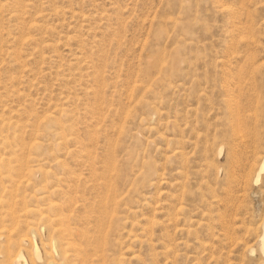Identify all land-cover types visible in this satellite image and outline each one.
I'll use <instances>...</instances> for the list:
<instances>
[{"label":"rangeland","instance_id":"obj_1","mask_svg":"<svg viewBox=\"0 0 264 264\" xmlns=\"http://www.w3.org/2000/svg\"><path fill=\"white\" fill-rule=\"evenodd\" d=\"M0 98V264H264V0H0Z\"/></svg>","mask_w":264,"mask_h":264},{"label":"bare ground","instance_id":"obj_2","mask_svg":"<svg viewBox=\"0 0 264 264\" xmlns=\"http://www.w3.org/2000/svg\"><path fill=\"white\" fill-rule=\"evenodd\" d=\"M1 95H2V94H1ZM3 96H4V95H3ZM1 98H2V97H1ZM1 98H0V100H1ZM66 101H67V100H66ZM66 101H65V102H66ZM1 102H2V101H1ZM62 103H63V102H62ZM62 103H61V104H62ZM3 105H4V103H3ZM63 105H64V103H63ZM29 106H30V105H29ZM2 107H4V106H2ZM55 107H56V105H55ZM58 108H61V109L64 111V108H63V107H58ZM54 109H55V108H54ZM11 110H12V109H11ZM23 110H24V109H23ZM25 110H26L25 112H26V114H27V112H28V111H27V108H26ZM58 110H59V109H58ZM15 111H16V110H15ZM20 111H21V110H20ZM31 112H33V111H31ZM31 112H30V113H31ZM56 112H57V111H56ZM59 112H60V111H59ZM22 113H23V111H22ZM30 113H29V114H30ZM0 114H1V113H0ZM14 114H15V113H14ZM26 114H25V115H26ZM33 114H34V113H33ZM60 114H61V112H60ZM64 114H65V112H64ZM66 114H67V113H66ZM3 115H4V114H2V116H3ZM20 115H21V113H20ZM25 115H24V116H25ZM51 115H52V114H51ZM10 116H11V114H10ZM12 116H13V115H12ZM26 116H27V115H26ZM29 116H30V115H29ZM29 116H28V118H30ZM47 116H48V114H47ZM60 116H61V115H60ZM3 117H4V116H3ZM38 117H39V116H38ZM50 117H51V116H50ZM53 117H54V115H53ZM15 118H16V116H15ZM17 118H18V117H17ZM28 118H24V119H25V120H28ZM46 118H47V117H46ZM33 119H34V118H33ZM48 119H49V118H48ZM50 119H51V118H50ZM13 120H16V119H13ZM19 120H20V119H19ZM35 120H36V119H35ZM37 120H38V119H37ZM54 120H55V118H54ZM54 120H53V121H54ZM4 121H5V120H4ZM6 121H7V120H6ZM8 121H9V120H8ZM32 121H34V120H32ZM38 121H39V120H38ZM38 121H37V123H39ZM51 121H52V119H51ZM13 122H14V121H13ZM13 122H12V123H13ZM18 122H19V121H18ZM27 122L29 123L30 121H27ZM56 122H57V121H56ZM32 123H33V122H32ZM37 123H36V124H37ZM5 124H6V122H5ZM10 124H11V122H10ZM10 124H9V125H10ZM20 124H21V123H20ZM24 124H25V123H24ZM24 124H22V125H24ZM30 124H31V123H30ZM34 124H35V123H33V126H36V124H35V125H34ZM39 124H40V123H39ZM15 125H16V124H15ZM0 126H1V125H0ZM19 126L22 127L21 125H19ZM26 126H27V125H26ZM31 126H32V125H30V127H31ZM33 126H32V128L34 129ZM3 127H4V125H3ZM20 127H19V128H20ZM22 128H23V127H22ZM26 128L28 129V127H26ZM36 128H39V126H37ZM4 129H6V128H4ZM13 129H14V127H13ZM15 129H16V127H15ZM30 129H31V128H30ZM7 130H8V129H7ZM24 130H25V129H24ZM36 130H37V129H36ZM36 130H35V131H36ZM1 131H2V130H1ZM5 131H6V130H5ZM18 131H20V130H18ZM26 131H27V130H26ZM26 131H24V132H26ZM28 131H29V130H28ZM37 131H38V130H37ZM6 132H7V131H6ZM38 132H39V131H38ZM0 133H1V132H0ZM7 133H8V132H7ZM10 134H11V133H10ZM21 134H22V131H21ZM28 134H29V133H28ZM35 134H36V132H35ZM13 135H15V134L13 133ZM16 135H17V133H16ZM37 135H38V134H37ZM29 136H30V135H29ZM4 137H5V136H4ZM20 137H21V136H19V138H20ZM33 137H34V132H33ZM8 138H9V136H8ZM11 138H12V137H11ZM16 138H17V136H16ZM34 138H35V137H34ZM5 139H6V137H5ZM30 139H31V138H30ZM35 139H36V138H35ZM7 140H8V139H7ZM7 140H6V141H7ZM36 140H37V139H36ZM11 141H13V140L11 139ZM17 141H19V140L16 139L15 142H17ZM29 141H30V140H29ZM0 142H1V141H0ZM19 142H20V141H19ZM27 142H28V141H27ZM31 142H32V141H31ZM31 142H30V143H31ZM11 143H12V142H11ZM17 143H18V142H17ZM20 143H21V142H20ZM20 143H19V144H20ZM28 143H29V142H28ZM38 143H39V141L36 142V144H38ZM14 144H15V143H14ZM19 144H18V145H19ZM0 145H1V144H0ZM5 145H6V143H5ZM18 145H17V148H19ZM1 146H2V145H1ZM7 146H8V145H7ZM7 146H5V148H6ZM10 146H11V145H10ZM14 146H15V145H14ZM33 146H36V145H34V143H33ZM33 146H32V147H33ZM39 146H40V145H39ZM24 147H25V144H24ZM26 147H27V146H26ZM29 147H30V144H29ZM8 148H9V147H8ZM13 148H14V147H13ZM2 149H3V147H2ZM36 149H37V148H36ZM8 150H9V149H8ZM10 150L13 151L12 149H10ZM10 150H9V151H10ZM18 150H19V149H18ZM18 150H17V152H18ZM22 150H24V149L22 148ZM25 150H26V149H25ZM32 150H34V149H32ZM26 151H27V150H26ZM26 151L23 153V155L26 154ZM29 151H30V150H29ZM7 152H8V151H7ZM7 152H6V153H7ZM27 152H28V151H27ZM0 153H1V151H0ZM2 153H3V152H2ZM20 153H22V152H20ZM33 153H34V152H33ZM15 154H16V153H15ZM2 155H3V154H2ZM7 155H8V153H7ZM13 155H14V152H13ZM27 155H28V153H27ZM18 156H19V153H18ZM25 156H26V155H25ZM34 156H35V155H34ZM34 156H32L31 158H33ZM36 156H37V155H36ZM0 157H1V156H0ZM2 157H3V156H2ZM2 157H1V159H2ZM4 157H5V155H4ZM4 157H3V158H4ZM11 157H12V156H11ZM14 157H15V155L13 156V158H14ZM21 157H22V154H21ZM23 158L25 159L24 156H23ZM23 158H22V160H23ZM31 158H29V159H31ZM34 158H35V157H34ZM36 158H37V157H36ZM36 158H35V160H33L34 163H35V161H36ZM261 158H262V159H261V160H262V163H261V167L259 168L260 171H262V170L264 169V156L261 157ZM16 159H17V158H16ZM16 159H15V160H16ZM20 159H21V158H19V161H20ZM29 159H28V160H29ZM5 160H7L6 157H5ZM9 160H10V159H9ZM9 160H7V162H8ZM11 160H12V159H11ZM11 160H10V162H12ZM13 160H14V159H13ZM15 160H14V161H15ZM19 161H18L17 163H19ZM25 161H26V160H25ZM36 162H37V161H36ZM21 163H22V161H21ZM25 163H26V162H24V164H25ZM34 163H33V164H34ZM1 164H2V163H1ZM13 164H14V163H13ZM13 164H12V165H13ZM15 164H16V163H15ZM24 164L22 163V165H24ZM31 164H32V163H31ZM31 164H30V167H32ZM12 165H11V166H12ZM22 165H21V166H22ZM28 165H29V163H28ZM28 165L25 164V166H27V167H28ZM3 166H4V165H2L1 167H3ZM14 166H15V165H14ZM17 166H18V164H17L15 167H17ZM6 167H9V166H6ZM18 167H19V166H18ZM33 167H34V165H33ZM35 167H36V163H35ZM37 167H38V166H37ZM2 169H4V168H2ZM14 169H15V168H14ZM19 169H20V168H19ZM9 170H10V169H9ZM27 170H28V169H27ZM3 171H4V172L2 173V175L5 173V170H3ZM20 171H21V170H20ZM23 171H24V168H23ZM39 171H40V170H39ZM0 172H1V170H0ZM11 172H12V171H11ZM21 172H22V171H21ZM21 172H20V174L22 175ZM25 172H26V171H25ZM30 172L33 173V170L30 171ZM42 172H43V171H42ZM42 172H41V173H42ZM28 174H29V172H28ZM0 175H1V174H0ZM7 175H9V174H7ZM12 175H13V174H12ZM21 175H20V176H21ZM23 175H24V174H23ZM32 175H33V174H32ZM257 175H259V172H258ZM16 176H17V174H16ZM20 176H19V180L21 179ZM27 176H28V175H27ZM27 176H26V177H27ZM30 176H31V175H29V177H30ZM14 177H15V176H14ZM35 177H36V174H35ZM259 177H260V176H259ZM6 178H7V176H5V179H6ZM11 178H12V177H11ZM31 178H32V176H31ZM0 179H1V178H0ZM2 179H3V176H2ZM15 179H16V178H15ZM15 179H14V180H15ZM9 180H10V179H9ZM12 180H13V179H12ZM17 180H18V179H17ZM21 180H22V179H21ZM15 181H16V180H15ZM23 181H24V180H23ZM26 181H27V179H26ZM26 181H25V182H26ZM7 182H8V180H7ZM9 182H10V181H9ZM27 182H28V181H27ZM30 182H31V181H30ZM30 182H29V184H30ZM32 182H34V180H33ZM11 183H12V181H11ZM17 184H18V183H17ZM17 184H16V186H15V187H16L15 190L17 189ZM21 184H22V183H21ZM0 185H1V184H0ZM8 186H9V185H8ZM21 186H22V185H21ZM38 186H39V184H38ZM0 187H1V186H0ZM13 187H14V186H13ZM19 187H20V186H19ZM19 187H18V188H19ZM25 187H26V185H25ZM30 187H31V186H30ZM40 187H41V186H40ZM20 188H22V187H20ZM35 188H36V183H35ZM1 189H2V188H1ZM1 189H0V190H1ZM4 189H5V185H4ZM32 189H33V188H32ZM6 190H7V189H6ZM15 190H14V191H15ZM24 190H25V189H24ZM34 190H35V189H34ZM4 191H5V190H4ZM4 191H2V192H4ZM22 191H23V190H22ZM22 191H21V192H22ZM5 192H6V191H5ZM21 192H20L19 194H21ZM26 192H27V191H25V193H26ZM35 192H36V191H35ZM35 192H34V193H35ZM28 193H30V192H28ZM15 194H16V193H14V196H15ZM22 194H24V192H23ZM26 194H27V193H26ZM41 194H42V193H41ZM43 194H44V193H43ZM0 195H2V194H0ZM35 195H36V194H35ZM8 196L11 197V195H8ZM32 196H33V195H32ZM37 196H38V194H37ZM43 196H44V195H43ZM5 197H6V193H5ZM10 197H9V198H10ZM30 197H31V196H30ZM2 198H3V197H2ZM2 198H0V199H2ZM15 198H19V196H18V197L16 196ZM20 198H22V197H20ZM23 198H24V197H23ZM25 198H26V197H25ZM28 198H29V196H28ZM44 198H45V197L42 198V201L44 200ZM4 199H5V198H4ZM26 199H27V198H26ZM38 199H39V196H38ZM14 200H15V199H14ZM21 200H22V199H20V201H21ZM36 200H37V199H36ZM1 201H2V200H1ZM9 201H10V203H11V200H9ZM33 201H35V200H33ZM38 201H39V200H38ZM44 201H46V200H44ZM50 201H51V200H50ZM2 202H3V201H2ZM4 202H6V200H5ZM12 202H14V201L12 200ZM18 202H19V201H18ZM18 202H17V203H18ZM23 202H24V201H23ZM29 202H31V201L29 200ZM36 202H37V201H35V203H36ZM51 202H54V201H51ZM23 204L25 205V202H24ZM47 204H48V202H47ZM47 204H45V205H47ZM9 205H10V204H7V207H8ZM35 205H36V204H35ZM12 206L14 207L13 204H12ZM28 206L30 207V204H28ZM50 206H51V204H50ZM7 207H5V208L7 209ZM13 207H12V208H13ZM37 207H38V206H37ZM37 207H35V208H37ZM41 207H42V208H45L46 206H45V207H44V206H41ZM2 208H3V207H2ZM27 208H28V207H27ZM31 208H32V207H31ZM31 208H29V210H30ZM3 209H4V208H3ZM6 209H5V210H6ZM14 209H15V208H14ZM51 209H52V207H51ZM56 209H57V207H56ZM9 210H10V209H9ZM20 210H21V211H23V210L25 211L26 209H25L24 206H22ZM35 210H36V209H35ZM39 210H40V209H39ZM6 211H7V210H6ZM14 211H15V210H14ZM40 211H41V210H40ZM2 212H3V211H2ZM2 212H1V213H2ZM16 212H17V209H16ZM1 213H0V214H1ZM5 213H6V212H5ZM12 213H13V212H12ZM19 213H20V212H19ZM43 213H44V210H43ZM23 214H24V213H23ZM7 215H10V214L7 213ZM15 215H16V214H15ZM32 215H33V213H32ZM44 215H45V214H44ZM11 216H12V215H11ZM21 216H22V215H21ZM27 216H28V215H27ZM45 216H46V215H45ZM9 217H10V216H9ZM16 217H17V216H16ZM39 217H40V216H39ZM41 217H43V216H41ZM41 217H40V218H41ZM5 218H6V217H5ZM28 218H29V216H28ZM17 219H18V218H16V220H17ZM22 219H23V217H22ZM33 219H34V218H33ZM38 219H39V218H38ZM43 219H44V217H43ZM6 220H7V219H6ZM6 220H5V221H6ZM13 220H14V219H13ZM30 220H31V218H30ZM34 220L36 221V219H34ZM45 220H46V219H45ZM47 220H48V218H47ZM1 221H2V220H1ZM10 221H11V219H10ZM28 221H29V219H28ZM28 221H26V223H27ZM37 222H38V221H37ZM42 222H43V221H42ZM8 223H9V222H8ZM13 223H14V221H13ZM15 223H16V222H15ZM15 223H14V224H15ZM17 223H18V222H17ZM17 223H16V224H17ZM45 223H47V222H45ZM5 224H7V223H5ZM8 225H9V224H8ZM26 225L28 226V223H27ZM30 225H32V224L30 223ZM3 226H4V225H3ZM10 226H11V223H10ZM22 226H23L24 228H26V227H25V224L22 225ZM32 226H33V225H32ZM35 226H36V224H35ZM1 227H2V225H1ZM12 227H14V226L12 225ZM20 227H21V224H19V227H18V228H20ZM30 227H31V226H30ZM33 227H34V226H33ZM10 228H11V227H10ZM24 228H23V229H24ZM28 228H29V227H28ZM6 229H9V228H7V226H6ZM20 229L22 230V228H20ZM16 230H17V228H16ZM18 230H19V229H18ZM27 230H28V229H27ZM9 231H10V230H9ZM25 231H26V230H25ZM6 232H7V231H6ZM15 232H17V231H15ZM23 232H24V230H23ZM23 232H22L21 234H23ZM0 233H1V232H0ZM19 234H20V232H19ZM21 234H20V237L22 236ZM8 235H9V234H8ZM25 235H27V234H25ZM3 236H4V235H3ZM7 237H8V236H7ZM10 237H12V235H11ZM14 237H15V235H14ZM18 237H19V236H18ZM20 237H19V239L17 238V239H18V243H17L18 245H19ZM22 237H23V236H22ZM26 237H28V236H26ZM30 237H31V236H30ZM23 238H24V237H23ZM11 239H12V238H11ZM24 240H25V239H21V241H24ZM27 240H28V239H27ZM60 240H61V239H60ZM7 241H8V240H7ZM12 241H13V240H12ZM8 242H10V239H9ZM15 242H16V241H15ZM15 242H14V244H15ZM12 243H13V242H12ZM28 243H29V242H28ZM67 243H68V242H67ZM0 244H1V242H0ZM2 244H4V243H2ZM5 244H6V243H5ZM7 244H8V243H7ZM7 244H6V245H7ZM6 245H5V246H6ZM24 245H25V244H24ZM26 245H27V244H26ZM20 246H21V245H20ZM20 246H19V247H20ZM31 246H32V245H31ZM68 246H69V244H68ZM7 247H8V245H7ZM15 248H16V246H15ZM21 248H22V247H21ZM21 248H19L20 250H19L18 254L16 255V257H19V258L25 260L24 253H23V250H22ZM26 248H27V247H26ZM1 249H2V248H1ZM4 249H5V248H4ZM13 249H14V248H13ZM24 250H26V249H24ZM64 250H65V249H64ZM68 250H69V249H68ZM260 250H261V252L264 254V225H263V231H262V234H261V236H260ZM11 251H12V250H10V252H11ZM15 251H16V249H15ZM29 251H30V250H29ZM60 251H61V249H60ZM1 252H2V251H1ZM30 252H31V251H30ZM30 252H29V254H30ZM61 252H65V251H61ZM11 253H12V252H11ZM11 253H9V251L6 250L5 255H4V257H5V261H7V262L9 261V259H10V254H11ZM16 253H17V252H16ZM0 254H1V253H0ZM3 254H4V253H3ZM65 255H66V253H65ZM27 256H28V255H27ZM27 256H26V257H27ZM34 256H35V255H34ZM263 256H264V255H263ZM63 257H64V256H63ZM65 257H66V256H65ZM13 258H14V257H13ZM34 258H35V257H34ZM0 259H2V258H0ZM26 259H27V258H26ZM2 260H3V259H2ZM15 260H16V259H15ZM18 260H19V259H18ZM28 261H29V260H28ZM28 261H27V262H28ZM3 262H4V261H3ZM17 262H18V261H17ZM7 264H10V261H9ZM25 264H26V263H25ZM31 264H32V262H31ZM47 264H48V262H47Z\"/></svg>","mask_w":264,"mask_h":264}]
</instances>
